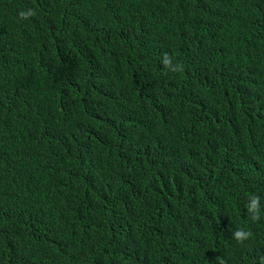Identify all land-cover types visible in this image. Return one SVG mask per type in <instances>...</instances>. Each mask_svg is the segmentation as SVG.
Returning <instances> with one entry per match:
<instances>
[{"label": "trees", "instance_id": "16d2710c", "mask_svg": "<svg viewBox=\"0 0 264 264\" xmlns=\"http://www.w3.org/2000/svg\"><path fill=\"white\" fill-rule=\"evenodd\" d=\"M221 261L264 264V0H0V264Z\"/></svg>", "mask_w": 264, "mask_h": 264}, {"label": "clouds", "instance_id": "9594fccd", "mask_svg": "<svg viewBox=\"0 0 264 264\" xmlns=\"http://www.w3.org/2000/svg\"><path fill=\"white\" fill-rule=\"evenodd\" d=\"M36 14L37 13L35 10L28 9L26 11L19 12L18 15L20 19L27 20L35 16ZM161 62L164 68L168 71L182 72L184 70V65L182 64V62L177 61L174 63L173 58L170 57L167 53L164 54ZM246 208L253 222H256L260 219L262 209L260 205L259 196L257 195L251 196L249 199V203L246 205ZM232 236L238 243L243 245L246 241L252 238L253 234L251 231L245 229H238L232 234ZM221 264H223L222 261Z\"/></svg>", "mask_w": 264, "mask_h": 264}]
</instances>
